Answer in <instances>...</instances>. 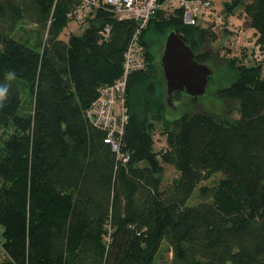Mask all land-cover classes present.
I'll return each instance as SVG.
<instances>
[{
  "label": "trees",
  "instance_id": "1",
  "mask_svg": "<svg viewBox=\"0 0 264 264\" xmlns=\"http://www.w3.org/2000/svg\"><path fill=\"white\" fill-rule=\"evenodd\" d=\"M79 3L0 0V84H10L0 107V264H264V0L224 1L263 57L240 45L250 53L223 60L231 82L217 90L226 101L219 119L188 101L169 117L155 54L176 29L199 62L217 65L215 25L156 12L140 36L146 67L128 77L117 151L86 112L122 76L137 23L101 6L64 40ZM155 121L166 136L160 150ZM165 167L179 177L164 185Z\"/></svg>",
  "mask_w": 264,
  "mask_h": 264
},
{
  "label": "built area",
  "instance_id": "2",
  "mask_svg": "<svg viewBox=\"0 0 264 264\" xmlns=\"http://www.w3.org/2000/svg\"><path fill=\"white\" fill-rule=\"evenodd\" d=\"M101 6H107L119 20H134L137 23L124 53L122 76L114 83L104 85L86 112L89 121L94 126L104 128L107 131L106 140L117 151L120 148L129 118L126 105L128 77L132 72L143 70L146 67L144 46L140 37L141 32L159 9L166 11L181 10L183 22L186 25L212 22L214 25L216 24L215 26L234 33L237 44H241V34L244 30L240 24H236L225 13L218 12L215 0H165L164 2L160 0H80L79 5L70 16L77 23L84 25L87 23L88 16ZM110 31L111 27L108 25L100 31L102 40L110 36ZM246 41L247 43L244 45L251 44V41ZM251 47H254L251 53L252 58L255 61L261 60L263 55L258 47H255L254 42ZM128 158L129 156L126 155L124 159Z\"/></svg>",
  "mask_w": 264,
  "mask_h": 264
},
{
  "label": "rangeland",
  "instance_id": "3",
  "mask_svg": "<svg viewBox=\"0 0 264 264\" xmlns=\"http://www.w3.org/2000/svg\"><path fill=\"white\" fill-rule=\"evenodd\" d=\"M215 6L218 12H223V6H224V0H215ZM231 19L236 23L240 24L242 22L241 17H239L237 14L232 16ZM87 24V23H86ZM20 25L22 28L25 29H32L36 26L34 24L28 23V22H21ZM216 25V24H215ZM86 25H82L80 23H77L76 21H71L68 26L62 31L60 38L64 40H68L70 34H79L85 29ZM215 29L217 30L218 39H216L213 42H210L209 47L212 50V53H214L217 56L218 62L217 65L215 63H208L212 69L213 73L211 75V80L207 85L206 93L197 99H194L196 101H191L192 99L190 96L184 94L183 99L174 100L173 104L175 107L169 106L171 112L169 114V117H176L179 116L182 111H184L185 108V102L188 101L190 107L194 110H200L203 112L210 113L214 115L217 119L221 118V116L224 114L226 110V101H224L222 98H220L217 95V90L221 86L229 85L231 80H229L227 77H223V73H221V68L223 67V60L234 57V56H242L243 51H245L246 54L250 53V50L248 48H243L245 43H247V39L250 36V33L252 31H245L241 34L242 42L241 44H237L236 35L234 36V33L229 32L225 28H220L219 26H215ZM224 31H226V34H224ZM229 34V35H228ZM240 36V35H239ZM220 37V38H219ZM236 38V39H235ZM163 42L160 41L157 43L155 48V54H156V61L159 60V55L161 53ZM241 45V46H240ZM253 46V41H251V44L248 45V47ZM215 68V70H214ZM158 74L160 77H158V83L161 86L162 92L165 94V81L163 79L161 70L158 71ZM166 95V94H165ZM166 98V96H165ZM181 100V101H180ZM182 105V106H181ZM178 106V108H177ZM191 110V109H189ZM155 127H156V133L154 135L155 138V149L160 150L161 148L165 147V139L166 136L162 134L163 131V124L159 121H155ZM179 177V173L176 172L172 167H165L164 171V182L163 184H168L175 178ZM197 190L194 191L193 195L190 197V199L187 202L188 206H193L197 202ZM0 240H3V236L0 234ZM163 257L168 258L169 252L167 250V247L164 246L162 249ZM156 264H159V260L156 258L155 260Z\"/></svg>",
  "mask_w": 264,
  "mask_h": 264
},
{
  "label": "water",
  "instance_id": "4",
  "mask_svg": "<svg viewBox=\"0 0 264 264\" xmlns=\"http://www.w3.org/2000/svg\"><path fill=\"white\" fill-rule=\"evenodd\" d=\"M158 62L164 76L169 106L175 107V93H184L192 99L206 93L208 78L213 69L209 64L196 59L195 52L178 30L168 32Z\"/></svg>",
  "mask_w": 264,
  "mask_h": 264
},
{
  "label": "clouds",
  "instance_id": "5",
  "mask_svg": "<svg viewBox=\"0 0 264 264\" xmlns=\"http://www.w3.org/2000/svg\"><path fill=\"white\" fill-rule=\"evenodd\" d=\"M14 79H15V74L12 72H9L7 74L6 80L10 82ZM9 88H10L9 83L0 84V107L4 106V101L9 95Z\"/></svg>",
  "mask_w": 264,
  "mask_h": 264
},
{
  "label": "crops",
  "instance_id": "6",
  "mask_svg": "<svg viewBox=\"0 0 264 264\" xmlns=\"http://www.w3.org/2000/svg\"><path fill=\"white\" fill-rule=\"evenodd\" d=\"M224 1H225V0H224ZM1 229H2V228H0V232H1Z\"/></svg>",
  "mask_w": 264,
  "mask_h": 264
}]
</instances>
